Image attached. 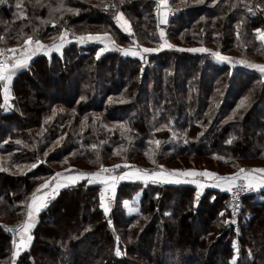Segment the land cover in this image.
<instances>
[{
  "label": "trees",
  "instance_id": "16d2710c",
  "mask_svg": "<svg viewBox=\"0 0 264 264\" xmlns=\"http://www.w3.org/2000/svg\"><path fill=\"white\" fill-rule=\"evenodd\" d=\"M62 2L78 12L50 17L61 0H20V10L17 0L0 5V49L20 48L34 27L46 45L70 29L63 56L33 57L29 69L13 78L10 106L0 107V224L23 223L35 188L68 168L95 172L101 164H120L114 174H121L159 171L167 163L187 170L201 160L219 175L264 168V75L209 53L180 50L206 47L264 64V41L255 32L264 30V0H168L164 31L175 47L144 59L115 48L97 59L103 44H80L72 34L107 32L118 48L133 40L157 48L163 41L155 0ZM117 10L131 35L116 25ZM52 19L59 21L55 27L41 23ZM241 100L245 107L238 108ZM169 122L171 130L164 127ZM157 139L159 147L150 143ZM32 163L38 166L32 169ZM99 189L86 181L61 189L41 212L34 240L16 264H264V189L243 198L236 229L225 223L228 195L218 188L197 199L188 185L120 183L108 216L99 206ZM117 235L121 257L115 256ZM12 252L13 239L0 225V264H11Z\"/></svg>",
  "mask_w": 264,
  "mask_h": 264
},
{
  "label": "snow or ice",
  "instance_id": "6c2138e0",
  "mask_svg": "<svg viewBox=\"0 0 264 264\" xmlns=\"http://www.w3.org/2000/svg\"><path fill=\"white\" fill-rule=\"evenodd\" d=\"M103 2V0H102ZM124 0H121L123 3ZM197 2H203V0H197ZM8 3V0H0V5ZM158 8H157V19L160 25L168 24V14L170 9H168V0H157ZM40 4V0H36V5ZM34 5V7L36 6ZM105 9L108 7L115 8L116 5H104ZM16 8L18 10L22 9V4L20 0H17ZM161 9H166L165 11H161ZM78 12L77 9L66 8L61 0V3L57 5L55 8H50L49 16H52L54 12ZM251 11V9H249ZM21 17L25 16L23 11L19 12ZM38 18V17H37ZM114 20L116 25L120 27L122 31L132 34V28L130 26L129 21L125 18V15L122 11L117 10L114 14ZM62 19V17H61ZM59 21L52 20H42V24L51 23L53 27ZM239 27V26H238ZM69 31L66 26L62 31H59V42H55V37H53L54 42L51 45H46L42 42V39L35 35L36 28H33V34L26 35V38L23 40V45L20 48H10V49H0V84H2V95H3V104L0 107H3L5 110L8 109L9 102L12 98V84L13 78L18 74L20 70L29 69L30 62L33 57L37 54H44L45 56L51 57L53 53L59 54L61 57L63 56V48L66 43L70 42L69 40ZM257 39L260 41H264V30L261 28L255 29ZM19 35H24L22 29L18 33ZM239 35V33H237ZM159 38L163 43L159 45L157 48H149V47H141L137 44L135 40L132 41L131 45L128 48H118L107 32L103 34H80L76 35L72 34V39L80 44H84L87 42H100L104 45L96 52V58L99 59L101 54L108 50V45L111 44L113 48L120 51L125 56H133L144 59L146 54L159 52L163 48L172 49L175 46L168 42L166 39V33L163 29L159 31ZM181 51H189V52H199V53H209L213 58H215L219 62H227L229 64H241L245 65L248 68L255 69L261 75H264V64H256L250 63L247 60H239L235 61L231 57L223 55L220 51H211L206 47L199 48H189V49H180ZM81 99H84L81 97ZM248 97L245 98V100ZM245 100H241L238 108L245 107ZM123 102V101H121ZM236 116V113H233V116H230L228 119L232 120ZM171 122L169 124L164 125V127L170 128ZM121 128H124V125H121ZM159 131L160 129H156ZM173 137H178V133L173 131ZM187 143V140L184 141ZM232 141L229 140L228 143ZM17 144H20L21 141L17 140ZM150 143H155L157 147H159L161 141L155 140L150 141ZM93 148L96 145H92ZM51 151V149H49ZM119 154V153H117ZM147 154V153H146ZM48 155L47 152L44 153L46 157ZM74 155V153H73ZM219 159H224L223 156H218ZM150 159H152L150 157ZM45 161H38V163H43ZM64 163H67V158L64 159ZM38 163H32L31 168L34 169L38 166ZM152 163H156L155 159H152ZM124 168H134V166H130L127 163L123 165ZM121 168L120 164H115L111 168L100 165L99 170L96 172H84V171H75L71 168L65 169L62 172H55L49 178H46L43 183L39 184L35 190L31 193L29 199L25 201L26 203V219L23 223L16 226V228H8L7 231L14 234V237H18V240L13 239V248L12 252L13 264L15 259L20 255L22 250H27L33 240V229L36 227L38 222V218L42 211L46 210L50 203L55 200V198L59 195L61 189L67 187H74L79 184L81 181H86L87 184H102L103 189L99 192V206L102 209L105 216H108L111 209L109 206V201L112 199V195L115 193L117 182L121 180H142L147 182L151 180L153 183H172V184H180V183H193L197 185V188H201L204 185L198 182L196 177H204L207 180L214 181V186L222 187L227 191H233L235 189V195H239L241 192L255 191L264 189V168H252L245 169L240 168L238 172L235 174L221 176L215 172L209 170L197 171L194 169L189 170H179L173 169L171 171L165 169L162 165L159 166V171H151L149 172L147 169H139L135 168V170L125 172L124 174H114L116 169ZM4 170L0 168V171ZM191 178V179H189ZM158 195V194H157ZM199 198V194H197V199ZM127 206V202H125ZM221 216L224 215L223 212L220 213ZM234 223V221H232ZM109 225L112 224L111 220L108 221ZM225 223H229V221H225ZM120 236H116L115 240L117 241V246L115 248V256L121 257L122 251L119 247ZM235 247V246H234ZM238 252V250H237Z\"/></svg>",
  "mask_w": 264,
  "mask_h": 264
},
{
  "label": "built area",
  "instance_id": "2783aa9c",
  "mask_svg": "<svg viewBox=\"0 0 264 264\" xmlns=\"http://www.w3.org/2000/svg\"><path fill=\"white\" fill-rule=\"evenodd\" d=\"M155 2H156V6L154 8V12L157 15V8H158L157 0H155ZM170 16L171 15L169 14V17ZM38 55H41V54H38ZM102 189H103V186H100V189H99V191L97 193L98 199H99V192ZM225 192L228 195L227 208H228V211H229V214H230V217H229V220H228L229 221L228 225L233 227L234 229H236L237 228L238 216H239V214L241 212V209H242V200H243V198L248 196V195H251V194L255 193L256 190L255 191H248V192H241V193H239L238 196L234 194L235 193V189L233 191H231V192L225 190ZM109 195H112V199L109 201L110 209H112V207L114 206V197H115V195H113V194H109ZM232 221H234V223ZM3 228L12 237V239L15 238L16 240H18V237H14L13 233L7 231V229H8L7 227L3 226ZM10 228H16V227H10Z\"/></svg>",
  "mask_w": 264,
  "mask_h": 264
},
{
  "label": "crops",
  "instance_id": "0c3cea01",
  "mask_svg": "<svg viewBox=\"0 0 264 264\" xmlns=\"http://www.w3.org/2000/svg\"><path fill=\"white\" fill-rule=\"evenodd\" d=\"M104 46V45H103ZM114 48L112 47L111 44L108 45V50L107 51H113ZM33 60V59H32ZM22 71V70H20ZM122 175V174H121ZM191 179V178H189ZM203 179V180H202ZM198 182H200L201 184H203L204 186L201 187V188H197V185L196 184H193V183H180V184H172V183H163V182H159V183H153L151 180L147 181V182H144L142 180H121V181H118L117 184H120V183H142V184H148V183H152V184H170V185H188V186H192L194 187L196 190H197V193L198 194H201L204 190H206L207 188H218L219 190L221 191H225L223 188L221 187H216L214 186V181H210V180H207V179H204L203 177H201L200 179H196ZM134 181H137V182H134ZM82 182V181H81ZM80 182V183H81ZM94 185V184H93ZM95 185H98V186H103L102 184H99V183H96ZM26 219V218H25Z\"/></svg>",
  "mask_w": 264,
  "mask_h": 264
},
{
  "label": "rangeland",
  "instance_id": "374dc122",
  "mask_svg": "<svg viewBox=\"0 0 264 264\" xmlns=\"http://www.w3.org/2000/svg\"><path fill=\"white\" fill-rule=\"evenodd\" d=\"M3 49V48H2ZM5 50H7V49H5ZM199 163V164H198ZM197 164H195V165H192V169H194V170H197V171H203V170H208L207 169V167L208 166H206V164H204L205 163V160H201V161H199ZM166 167H164L165 169H167V170H169V171H171V170H173V169H179V165L178 164H176V163H167V164H164ZM208 165V164H207ZM203 168H205V169H203ZM180 170V169H179ZM187 170H189V169H187ZM96 171H98V170H96ZM95 171V172H96ZM129 171H132V170H129ZM209 171H211V170H209ZM126 172H128V171H126ZM213 172V171H212ZM220 172L221 173H224V171L223 170H220ZM238 172V171H237ZM125 172H123V173H121V174H124ZM236 172H234V173H230V172H227V171H225V174H223V175H221V176H227V175H231V174H235ZM120 174V175H121ZM201 177H196L195 179H200ZM204 178V177H203ZM204 179H206V178H204ZM203 180V179H202ZM137 181H139V180H137ZM137 181H134V182H137ZM118 185V184H117ZM257 191V190H256ZM0 225H2V226H5V227H7V228H10L11 226H8V225H5V224H0ZM13 251H14V248H13ZM17 259V258H16ZM16 259H15V261H16ZM11 264H13V257H12V263ZM14 264H16V262H14Z\"/></svg>",
  "mask_w": 264,
  "mask_h": 264
},
{
  "label": "water",
  "instance_id": "95a60500",
  "mask_svg": "<svg viewBox=\"0 0 264 264\" xmlns=\"http://www.w3.org/2000/svg\"><path fill=\"white\" fill-rule=\"evenodd\" d=\"M168 9H169V7H168ZM165 10L166 9H161V11H165ZM169 14H168V19H169ZM158 25H159L160 28H162L164 30L167 27L168 24L160 25L159 22H158Z\"/></svg>",
  "mask_w": 264,
  "mask_h": 264
}]
</instances>
